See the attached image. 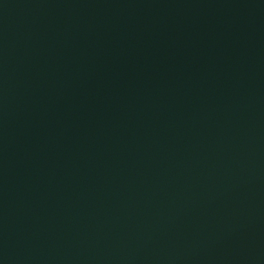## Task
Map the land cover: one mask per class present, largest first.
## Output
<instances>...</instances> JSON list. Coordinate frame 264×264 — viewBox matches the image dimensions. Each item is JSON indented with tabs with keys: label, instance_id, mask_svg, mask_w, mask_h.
Instances as JSON below:
<instances>
[{
	"label": "water",
	"instance_id": "water-1",
	"mask_svg": "<svg viewBox=\"0 0 264 264\" xmlns=\"http://www.w3.org/2000/svg\"><path fill=\"white\" fill-rule=\"evenodd\" d=\"M0 264H264V0H0Z\"/></svg>",
	"mask_w": 264,
	"mask_h": 264
}]
</instances>
